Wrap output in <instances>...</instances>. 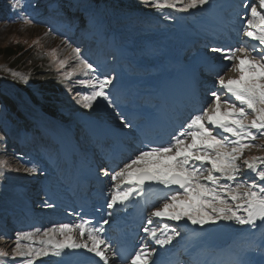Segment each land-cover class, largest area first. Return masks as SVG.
I'll list each match as a JSON object with an SVG mask.
<instances>
[{
    "label": "rangeland",
    "instance_id": "1",
    "mask_svg": "<svg viewBox=\"0 0 264 264\" xmlns=\"http://www.w3.org/2000/svg\"><path fill=\"white\" fill-rule=\"evenodd\" d=\"M43 1L46 0H41L40 4H44ZM71 1L79 5L78 9L82 13L95 11L91 22L101 26L98 29L99 38L111 39L110 45L114 46V53L102 54L98 37L96 44H92L94 50L91 44H84L82 39H76L75 35H80V29L68 30L63 27L53 31L43 23L44 20L24 23L25 19L32 21L44 12L48 11L50 14L54 11L50 6L47 11L43 8L33 13L31 7L34 0L26 6L21 4L23 1H19L14 6L16 9L11 10V20L0 22V49L10 47L18 53L13 58L15 61L11 62H6L0 55V102L4 97L20 115L17 116L4 106L0 109V156H3L0 161L7 163L6 168L0 169V250L9 253V257L0 258L3 264H22L20 257L11 259L17 232H35L36 229L43 231L53 225L78 222L75 199H83L87 189L89 195L96 192L97 195L99 192L111 195L113 183L110 175L105 176L103 173L105 170L109 171L104 164L108 159L107 153L114 146L122 151L123 157L121 163L109 171L110 174L119 170L134 156L143 143H146V139H150L151 134L156 135L163 129L165 135L158 144L170 142L171 137L192 115L208 106L212 99L210 93L218 90V76H236L224 67V64L230 62H223L220 54L213 53L211 48L236 47L249 42L241 33L242 22L238 15L242 13L241 0H210L203 8L186 13L171 9L157 11L144 3L134 4L127 9L122 5L126 3L124 1H120L121 4L113 0H101L99 4L86 0ZM104 2L111 3L114 7H106ZM117 6L126 9L119 10L116 9L119 8ZM53 20L50 21L52 25L56 23ZM156 20L159 23L157 25L153 24ZM57 21L65 20L59 18ZM49 30L51 34L46 35ZM212 37L216 38L215 43ZM65 40L71 47L81 49V55L99 69V75L113 78L108 91L114 101V108L101 100L90 110L75 103V99L79 98L77 93H87L90 89L76 83L78 79L87 78L79 72L71 78L65 77V73L75 65L71 47L63 43ZM53 50L56 52L55 59L49 55ZM114 54H118V66L108 70L106 63L110 65V58ZM64 59L68 60V64L61 69L56 61ZM32 68L52 71L58 81H63V93L57 88H45L36 78H32ZM13 72L18 75L14 77L11 74ZM21 77H27V82ZM65 87L72 88L71 95L66 94ZM41 92H50L47 97L54 98L55 104L63 103V109L56 111L57 116L44 113L41 105L43 101H47L39 96ZM71 107L74 110L68 111ZM177 111L179 118L170 120L171 115ZM145 112L152 119L158 114L165 116L151 134L135 131L136 126L143 129L147 126L146 114L143 116ZM117 113L126 117L132 127L122 124ZM59 114L63 115L58 116ZM130 115L134 116L133 120ZM27 122L28 127L25 125ZM72 127H76L77 132H72ZM29 133L33 142H28ZM24 141L28 145L25 152L17 150L14 142ZM255 143L264 145V139ZM13 153L16 157H13ZM252 156H264V149L253 148L244 154V158ZM25 168H34L35 171L26 173ZM86 174L90 184L86 189L80 185L77 187V177ZM248 174L245 169L241 179H246ZM154 186V191L159 193L152 195L151 191L149 201L146 204L142 202L145 217L141 221L139 216L144 214L140 210L141 204L138 205L137 213L141 215L135 216L134 222H138L137 230L140 233L135 243L136 250L144 243L151 242L145 239L143 228L150 212L154 210V206L159 205L167 191L159 185ZM109 199L104 210L107 209ZM135 200L136 196L133 198ZM167 223L170 227H176L180 233L172 243L163 248L147 244L150 249L155 250L153 257L160 254L169 256L174 252L173 264H225L224 260L228 259L226 257L229 254L233 255L228 260L231 264H241L240 259L243 262L247 255L240 256L239 247H250L249 252H256L258 243L264 242V226L252 230L247 226L221 221L207 224L217 227L210 229L209 233L230 241L231 245L222 253L208 251L210 253L206 254L202 247V239L207 235L206 229L185 241L182 240L179 225L171 221ZM109 233L116 234L112 231ZM261 252L264 253V250L261 249ZM77 254H85L89 259L96 258L80 250L79 253L66 256L68 260H63L64 263L61 264H78L85 256L76 257ZM109 256L110 264H115L111 253ZM57 259L42 257L36 264H57ZM95 262V259L90 261L92 264Z\"/></svg>",
    "mask_w": 264,
    "mask_h": 264
},
{
    "label": "snow or ice",
    "instance_id": "2",
    "mask_svg": "<svg viewBox=\"0 0 264 264\" xmlns=\"http://www.w3.org/2000/svg\"><path fill=\"white\" fill-rule=\"evenodd\" d=\"M142 2L157 11L171 9L186 13L203 8L210 0ZM240 7L243 9L238 14L242 22L241 33L247 41L257 43L211 48L213 53L220 54L223 62H230L224 67L236 76L219 75L216 80L218 90L210 93L212 99L208 106L192 115L170 142L146 144L119 170L103 173L110 175L113 183L108 209L125 205L134 194L142 196L148 184L167 190L143 228L147 240L160 248L170 245L180 234L176 227L169 226L168 221L176 225L186 221L200 227L223 221L252 230L264 226V156L244 158L246 151L264 149V145L255 143L264 139V0H241ZM23 22L32 23L29 19ZM63 43L71 47L68 41ZM71 54L75 65L65 77L71 78L79 72L87 78L78 79L76 83L90 89L87 93H77L79 98L75 103L90 110L101 100L114 108L108 91L113 78L99 75V69L81 55L79 47H71ZM49 55L55 59V50ZM56 62L61 69L68 64L67 59ZM21 79L27 82V77ZM225 96L228 98L222 99ZM117 115L122 124L132 127L126 117ZM6 167L7 163L0 161V169ZM245 169L252 176L251 182L241 179ZM24 171L33 173L35 169L25 168ZM108 223L104 219L97 226L91 219L82 218L43 231L17 232L11 259L20 257L22 264H36L42 257H54L58 258L57 264H61L64 257L83 250L98 258L97 264H110L109 253L112 257L118 254L103 236L104 225ZM154 254L155 250L144 243L131 254L128 264H155ZM7 257L9 253L0 250V258ZM0 264H3L2 260Z\"/></svg>",
    "mask_w": 264,
    "mask_h": 264
},
{
    "label": "trees",
    "instance_id": "3",
    "mask_svg": "<svg viewBox=\"0 0 264 264\" xmlns=\"http://www.w3.org/2000/svg\"><path fill=\"white\" fill-rule=\"evenodd\" d=\"M19 1H23V0H0V22L2 21H10V18L13 16L12 13V9H16L14 8V6L19 2ZM31 1V0H30ZM41 0H34L35 3V7L32 8V12L36 13L39 12L41 9L45 8V6L47 7V5H53L55 7V12H52L51 15H49L48 13H42V15L40 17H38L35 21H39L41 22V20H44V23L48 24L49 26H54L55 30L56 29H60L61 27H63V22H58L57 20L59 18H61L62 20L64 19L65 22H68L70 25H66L69 26V28H71V26H75L76 27H80L82 29L80 35H76V39L80 38L82 40H86L88 39L90 41L93 40L95 38L94 36V31L91 29V25L89 26V18L95 14V11H85L84 13H82L80 11V9H78V4H76L74 1L71 0H46L43 1L44 4H40ZM86 1H91L94 2L95 4H99V2L101 0H86ZM117 1L118 4H121L120 1H124L126 3H122V5L124 7H126L127 9L132 8V5L136 4V5H140L142 4V0H113ZM80 3H83L80 1ZM103 3V2H102ZM106 7H114L113 4L111 3H107L104 2ZM128 4H131L128 5ZM83 4H80V6ZM119 8V10H125L126 8H122L120 6H117ZM136 10V9H133ZM146 10V9H144ZM143 12V11H142ZM128 13V11H126V14ZM49 18V19H48ZM53 19H55L56 21H54ZM54 21L56 22L54 25L51 24L50 21ZM93 27V26H92ZM90 37V38H89ZM106 52V51H105ZM105 52H103L104 54H106ZM18 53H16V50L10 48V47H4L3 49H0V55L3 56L5 58L6 62H11V61H15L13 60L14 57L17 56ZM31 62V61H30ZM16 65V64H15ZM15 65H12L13 67ZM31 65H33V62H31ZM17 66V65H16ZM38 70V71H37ZM36 68H32L31 69V77L32 78H36L37 81L43 85L45 88H57L58 91H60V93H63V81L60 82V80L58 81V78L55 77V75H53L54 73L52 71H48L46 69L40 70ZM59 73V71H56ZM60 86V89H59ZM66 94L71 95L72 93V88H64ZM69 89H71V91H69ZM50 94V92H49ZM46 92H41L39 93V96L43 99H46L47 102L43 101L41 107L42 110L44 111V113L46 114H52L54 116H57L56 111L57 110H62L63 109V103L61 102H56L59 104H55L54 98L50 97L48 98L47 96L49 95ZM4 99V100H3ZM62 100V99H61ZM60 100V101H61ZM1 101L3 103H5V105H3L2 102H0V109L2 106L8 108L11 112H13L14 114H17V116H20L18 113L15 112V108L13 107V105L7 103V101L5 100L4 97H2ZM73 107L70 108V110L68 109V111H73L74 109H72ZM66 110V109H65ZM63 114H59L58 116H61ZM67 118V117H66ZM25 125L28 127L29 123H25ZM37 134H34V136H36ZM28 142H33L34 139H31V135L30 133L28 134ZM15 144H17L18 146L24 147L25 146V141L24 142H14ZM28 146V145H27ZM21 154V153H20Z\"/></svg>",
    "mask_w": 264,
    "mask_h": 264
},
{
    "label": "bare ground",
    "instance_id": "4",
    "mask_svg": "<svg viewBox=\"0 0 264 264\" xmlns=\"http://www.w3.org/2000/svg\"><path fill=\"white\" fill-rule=\"evenodd\" d=\"M175 75V74H174ZM131 116V119L132 118H134V116L133 115H130ZM161 117H165V116H160V115H156L155 117H153V119H152V121H151V119L150 118H148L149 119V121H150V123H149V126L151 127V130L150 131H152V130H154L156 127H159V118H161ZM154 128V129H153ZM159 133H161V134H163L164 133V131H163V129H162V131H159ZM159 133H157L156 135H154V136H152V137H158L159 135H161V134H159ZM78 182H81V183H84V181L83 180H81V179H79L78 180ZM78 184V183H77ZM156 187V186H155ZM153 191V190H152ZM153 193H159L158 191H155V192H152L151 194H153ZM160 193H161V191H160ZM102 194V193H101ZM135 197V196H134ZM133 197V198H134ZM133 198H132V200H133ZM144 199L146 200V199H148V197H144ZM92 200V199H91ZM144 200V201H145ZM93 201V200H92ZM136 201V200H135ZM143 202V201H142ZM142 204H144V203H141V206H140V210H141V212L145 215V213H144V206L142 205ZM139 205V204H138ZM129 209H127V211H128ZM137 210H138V208H137ZM137 210H136V212H137ZM127 211H126V213H127ZM112 212H113V210H112ZM139 215H141V213H137L136 214V216L138 217ZM129 220L127 219L126 220V222H128ZM134 223V222H133ZM138 223L136 222V225H137ZM106 226H109V230H112V229H115L116 230V228H117V223L116 222H111V223H108L107 225H105V227ZM131 226V223H128V224H125V226L123 227L124 229H122L121 231H120V237L122 238L121 239V241L122 240H124L125 238H127L128 236H133L134 234H136V228H134V227H130ZM105 230V229H104ZM204 235V234H203ZM209 239H212V237H209ZM120 241V242H121ZM120 244V243H119ZM174 257V252H171L170 254H169V256H168V258H170V260H169V262L167 263V264H171L172 262V258ZM63 260L64 261H67L68 259L66 258V257H64L63 258ZM96 261H98V258H96L95 259ZM62 263H64V262H62ZM174 263V262H173Z\"/></svg>",
    "mask_w": 264,
    "mask_h": 264
}]
</instances>
